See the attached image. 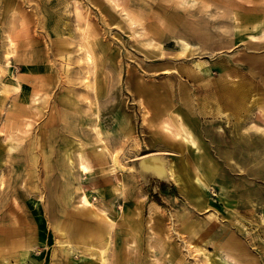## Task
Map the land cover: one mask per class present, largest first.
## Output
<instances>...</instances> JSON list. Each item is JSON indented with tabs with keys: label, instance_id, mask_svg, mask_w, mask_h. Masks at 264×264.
Returning a JSON list of instances; mask_svg holds the SVG:
<instances>
[{
	"label": "rangeland",
	"instance_id": "obj_1",
	"mask_svg": "<svg viewBox=\"0 0 264 264\" xmlns=\"http://www.w3.org/2000/svg\"><path fill=\"white\" fill-rule=\"evenodd\" d=\"M10 40L44 98L23 139L0 125L4 161L35 156L5 171L28 186L0 199V264H264V0H0V65Z\"/></svg>",
	"mask_w": 264,
	"mask_h": 264
},
{
	"label": "bare ground",
	"instance_id": "obj_2",
	"mask_svg": "<svg viewBox=\"0 0 264 264\" xmlns=\"http://www.w3.org/2000/svg\"><path fill=\"white\" fill-rule=\"evenodd\" d=\"M87 28H88V24L86 23V26L83 28L84 29L83 48L85 53V59L88 63L90 64L93 63L97 66V58L94 53L92 38H90V35L85 32ZM253 39H255L254 35H253ZM180 40L183 43V50L181 52H185L186 49H189L192 46V43L187 41L185 38H180ZM12 45L13 44L11 40L6 44L7 47L5 49L4 61L3 64L0 65V76L3 75L5 77L4 83L1 85L0 88L1 92L3 93L2 96H0V125H2L3 129L7 128L8 131H4V132H5V136L9 141L15 140V135H19L17 139H23V136H20L19 134V131L24 132L23 131L24 128L22 127L24 121L22 120H24L23 116L24 114H26L24 106H22L23 105L22 102L28 101V98H30L31 101H33L34 103L31 106L38 108V106H41L39 105L40 100L41 99L43 100L44 98L43 92H41L42 93L41 94L39 92V89L36 88L34 90L30 89L29 92L23 91V82H22L23 78H21L22 76H19L18 73H15L13 68V64L17 58H16V49L13 48ZM94 77L95 79L93 83L91 82L90 85L97 93L96 72ZM247 92L250 93V90L245 89L239 92H234V94L227 92L224 95L225 97L228 98V100L235 101L234 103L237 104V102H241V101H243L241 103H244V100L247 97ZM44 94H47V92L44 91ZM156 96L159 97V95ZM236 96H238L237 100H236ZM157 97L155 98L156 101H157ZM18 99H20V101H18ZM183 133L186 142H191L195 144V140L188 129L184 128ZM39 137L41 136L39 135ZM34 140L37 142L38 138L34 137L33 140L29 141L30 143L29 145H32L31 143H34L33 142ZM110 156L112 158L114 167H117L119 165L117 153L111 151ZM34 158H35L34 155L33 156L30 155L27 160L34 161ZM27 160L19 159L15 161L16 163L9 161L8 164L6 160L5 161L3 160L0 154V199L1 197L3 198L6 194H8L10 191L14 190L16 187H18V183L19 184L21 183L20 185L24 187L28 186V181L27 179H23L21 172L14 174V176L12 175L11 177H8V179L7 177H5V171L11 168L13 164L19 166L20 168L19 167L18 168L20 169V171L27 168L26 167ZM142 165L143 167L146 166V169L150 171L154 176L158 177L159 179L171 180L180 188H182L183 185H185L192 193L201 194L205 191L204 188L202 189L204 183L199 168L195 169L193 176L192 174L191 175L187 174L185 181H183L176 175L174 167L172 165L165 166V163L162 162V160H160L159 158H155L147 161L144 160L142 161ZM85 167H87V165H85ZM87 208L91 211L96 210L94 204L91 205V203L88 204ZM3 217L4 215L0 214V219ZM106 247L107 246L104 245L101 249L102 250L101 252L105 251ZM21 254L27 256L28 249H25ZM102 259L103 262H105L106 258H104V256H102Z\"/></svg>",
	"mask_w": 264,
	"mask_h": 264
}]
</instances>
